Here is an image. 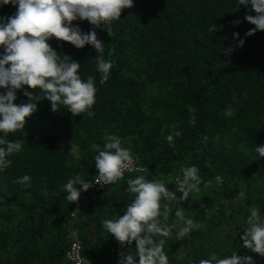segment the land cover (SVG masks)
<instances>
[{
    "label": "trees",
    "instance_id": "obj_1",
    "mask_svg": "<svg viewBox=\"0 0 264 264\" xmlns=\"http://www.w3.org/2000/svg\"><path fill=\"white\" fill-rule=\"evenodd\" d=\"M16 11L3 5L0 17ZM247 15L257 14L237 0H134L109 26L75 20L83 32L96 31L105 59L115 61L103 84L93 46L48 41L58 54L80 63L82 79L95 77V115L73 116L62 106L53 111L52 102L43 99L24 130L9 134L24 149L0 171V264H71L66 257L76 242L85 264H119L120 253L135 252L136 243L121 245L103 221L126 213L132 202L127 179H162L179 197L176 177L190 166L199 169L202 184L181 206L196 227L183 240L158 238L166 240L169 264L202 259L215 264L233 251L264 264L241 240L251 209L264 217V158L253 151L264 145V31L246 36L256 27ZM237 32L243 47L234 38ZM225 49L234 51L228 55ZM16 95L15 104L30 102L23 89ZM109 135L119 136L145 171L126 173L109 188L91 187L78 202H67L61 186L77 174L94 182V158ZM23 175L30 177L26 187L14 183ZM217 175L224 178L222 186L215 184ZM168 223L173 232L182 225L174 212Z\"/></svg>",
    "mask_w": 264,
    "mask_h": 264
},
{
    "label": "clouds",
    "instance_id": "obj_2",
    "mask_svg": "<svg viewBox=\"0 0 264 264\" xmlns=\"http://www.w3.org/2000/svg\"><path fill=\"white\" fill-rule=\"evenodd\" d=\"M133 3L134 0H0V7L7 4L17 7L14 16L0 17V48L3 49L0 52V89L6 90L0 92V133H3L0 136V171L12 165L10 157L22 153L23 141L15 139L13 142L8 137L10 133L24 130L26 118L37 111L38 101L47 99L52 102L53 111L60 110L62 106L73 116L95 115V77L82 79L80 63L67 55L58 54L48 41L55 37L70 42L76 48L93 46L98 53L94 59L96 71L101 74L100 83L103 84L108 81L115 61L105 59V44L97 38L95 30L83 32L73 21L87 20L97 27L101 23L109 26L111 21L120 20L122 10L132 7ZM237 4L247 6L257 14L245 17L256 26L245 35L264 31V0H237ZM215 29L214 24L209 31L214 32ZM233 35L239 41L238 46L243 47L245 41L240 39L239 33ZM224 51L231 55L234 49ZM24 86L36 89L38 94L34 95ZM18 89H23L30 102L14 103ZM225 114L231 116L232 110H226ZM174 135L180 136L181 133L175 132ZM174 135L166 137L170 145L174 143ZM104 139L103 150L94 158L98 169L94 181L101 187L122 180L133 161L131 150L122 146L119 136L109 135ZM253 151L259 158H264V145L255 146ZM181 171L182 177L177 176L175 180L177 190L182 193L179 197L169 190L162 179L149 180L143 175L127 179L125 190L132 197V202L127 205L126 213L103 221V228L121 245L136 243L135 252L127 255L120 253L119 264H169V256L165 252L166 240L158 238L174 235L177 240H183L196 227L193 219L185 216L181 203L187 201L191 193L200 191L202 179L196 166L184 167ZM223 179L222 175H217L215 184L222 186ZM29 180L28 175H23L14 183L26 187ZM212 183L207 181L208 185ZM93 186L91 181L85 182L77 174L61 186V191L66 193L67 202L76 203L81 192ZM173 212L182 221L175 232L168 223ZM247 225L241 236L242 246L264 258V217L258 209H251ZM136 257H139L138 261ZM199 264H212V261L202 259ZM215 264H256V261L252 256H240L233 251L231 256L218 259Z\"/></svg>",
    "mask_w": 264,
    "mask_h": 264
},
{
    "label": "built area",
    "instance_id": "obj_3",
    "mask_svg": "<svg viewBox=\"0 0 264 264\" xmlns=\"http://www.w3.org/2000/svg\"><path fill=\"white\" fill-rule=\"evenodd\" d=\"M144 171H145L144 168L139 166L137 164V161L135 160V158H133V161L131 162L130 168L125 171V174L126 173H130V174H136L137 173L138 174V173H143ZM117 183H115V184H117ZM115 184L104 185L103 187H101L99 184H95V181H94L93 182L94 186L92 187V189L95 191H100L101 189L109 188ZM82 252H83V248H82L81 243L76 242L75 244H73L71 250L67 254L68 261L71 262L72 264H84V258H83Z\"/></svg>",
    "mask_w": 264,
    "mask_h": 264
}]
</instances>
